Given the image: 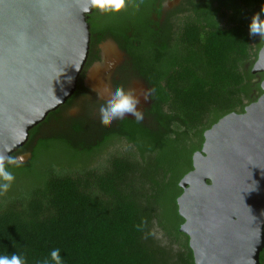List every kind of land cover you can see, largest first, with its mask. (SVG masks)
<instances>
[{
    "label": "trees",
    "instance_id": "obj_1",
    "mask_svg": "<svg viewBox=\"0 0 264 264\" xmlns=\"http://www.w3.org/2000/svg\"><path fill=\"white\" fill-rule=\"evenodd\" d=\"M218 6L217 12L234 9L226 26L215 15L195 18L175 41L166 37L160 44L150 33L121 43L127 22L144 26L133 8L105 14L96 24L90 17V33L109 32L136 63L151 92L147 117L154 125L130 122L96 145L83 139L87 127L78 124L37 141L39 127L31 130L12 155H30L10 169L22 177L9 191L16 198L0 195V253H22L28 264H39L54 248L64 264H194L188 238L179 232L178 183L192 170L203 133L262 95L263 75H252L251 68L264 40L258 44L250 37L249 24L264 0H225ZM122 142L126 155L108 153ZM56 148L62 161L51 156ZM104 156L105 164L97 162ZM38 164L42 169L36 173ZM154 224L162 241L152 232Z\"/></svg>",
    "mask_w": 264,
    "mask_h": 264
},
{
    "label": "water",
    "instance_id": "obj_2",
    "mask_svg": "<svg viewBox=\"0 0 264 264\" xmlns=\"http://www.w3.org/2000/svg\"><path fill=\"white\" fill-rule=\"evenodd\" d=\"M88 0H0V155L24 147L29 133L76 91L86 64ZM88 84L106 95L111 64ZM262 95L203 133L192 170L178 183L179 232L194 264H260L264 250V45L251 68ZM128 115V114H127ZM20 164L30 155L18 156Z\"/></svg>",
    "mask_w": 264,
    "mask_h": 264
},
{
    "label": "flooded vegetation",
    "instance_id": "obj_3",
    "mask_svg": "<svg viewBox=\"0 0 264 264\" xmlns=\"http://www.w3.org/2000/svg\"><path fill=\"white\" fill-rule=\"evenodd\" d=\"M224 1L225 0H133L130 2L128 0L125 9L133 8L132 10L137 12L140 18H142L141 21L143 22H141V24L144 26H135L132 25L130 21L127 22L125 27L121 29V33L124 36L121 43L133 39L142 41V37L148 33H150L153 39L158 41L159 44L161 41H164L166 37L175 41L179 29H182L184 24L188 21L195 18L204 20L210 18L211 15L212 17L215 15L216 19L220 22L222 15H227L228 17L229 15H233V8L228 11H216L219 8L218 3H224ZM92 15V24H96L98 19L102 22L105 16V14L98 12L93 14L92 11L87 17V23ZM144 27H146L147 30L144 29ZM132 33L136 35L133 36ZM249 35L252 37L250 33ZM132 36L134 38H132ZM254 36L258 40V44L263 42L264 38L259 34ZM252 46L256 48L253 43ZM106 59L111 64L110 66L112 68L110 74L106 77L110 90L115 84H121L126 89L135 91V94L140 97L141 103L139 107L144 116L141 122L135 121V118L128 114L126 115V119L115 121L110 125L101 123L99 119V105L105 95L93 90L88 84V78L95 67L101 69V78L105 77L104 70H106V65H104V61ZM257 76L260 77L261 75ZM150 98L151 92L146 82L136 71V63L134 64L133 58L127 55L121 48L120 43H117L109 32L105 33V31H102L90 33L89 53L83 71L79 76L75 93L63 106L49 114L45 120L37 126L39 128L34 135L35 140L37 141L44 135L54 131L76 127L75 124H78V127H87L84 129L85 136H83V139L87 142L90 141V143L93 142V144L96 145L97 142L105 137L123 131L125 127L129 126L130 122H137L140 127H152L154 124L152 120L147 117V113L150 111L152 104ZM91 132L93 134V139H90L89 136ZM109 151L110 149L108 153Z\"/></svg>",
    "mask_w": 264,
    "mask_h": 264
},
{
    "label": "clouds",
    "instance_id": "obj_4",
    "mask_svg": "<svg viewBox=\"0 0 264 264\" xmlns=\"http://www.w3.org/2000/svg\"><path fill=\"white\" fill-rule=\"evenodd\" d=\"M88 3L89 8L84 9L85 12L95 10L102 14H119L126 8L128 0H88ZM262 13H264V8L251 18L249 33L251 35L259 34L264 38ZM140 103V97L135 94L134 90L126 89L121 84H115L99 105V119L102 124L110 125L115 121L126 119V115L130 114L135 118V121L141 122L144 116L139 107ZM20 163L19 158L0 155V195L8 193L12 188L15 183V175L10 169L19 167ZM0 264H28V260L22 253H0ZM39 264H64L61 250L59 248L52 249L48 257L40 261Z\"/></svg>",
    "mask_w": 264,
    "mask_h": 264
},
{
    "label": "rangeland",
    "instance_id": "obj_5",
    "mask_svg": "<svg viewBox=\"0 0 264 264\" xmlns=\"http://www.w3.org/2000/svg\"><path fill=\"white\" fill-rule=\"evenodd\" d=\"M227 17H228L227 15H222V16H221V18H220L221 26H226V23H227ZM60 150H61L60 148H56V149H53V151H52V155H51V156L54 155V157H57V160H56V161H62L63 159H65L64 157H62V151H60ZM127 152H128V150H127V145H126L125 143H121V145H117L116 148L110 149V151H109V153H111L112 155H114V154L126 155ZM130 152L133 153L134 150H131ZM55 159H56V158H55ZM108 159H109L108 156H104V157H102V158H99V159L97 160V162H100L101 164H105V162H106ZM94 166L97 167L98 165H97V164H94ZM35 167H36V173H38L39 170L42 169V167H41L40 164L36 165ZM20 178H22V177H19V176L16 177V176H15V180H16V179H20ZM13 192H15V191H13ZM13 192H9V194H8V193H7V194H8V196H10L11 198L15 199V198H16V195H15V193H13ZM7 194L4 195V196H2V197H6ZM8 196H7V198H8ZM152 232L154 233V235L156 236V238H157L159 241H162L161 232L158 230V227L156 226V224H154Z\"/></svg>",
    "mask_w": 264,
    "mask_h": 264
}]
</instances>
